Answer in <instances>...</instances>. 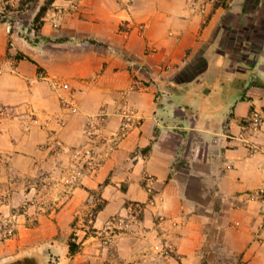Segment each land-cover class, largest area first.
Wrapping results in <instances>:
<instances>
[{
    "label": "crops",
    "instance_id": "0c3cea01",
    "mask_svg": "<svg viewBox=\"0 0 264 264\" xmlns=\"http://www.w3.org/2000/svg\"><path fill=\"white\" fill-rule=\"evenodd\" d=\"M251 1L0 0V264H264ZM91 209L97 233L119 216L134 231L70 253Z\"/></svg>",
    "mask_w": 264,
    "mask_h": 264
},
{
    "label": "rangeland",
    "instance_id": "374dc122",
    "mask_svg": "<svg viewBox=\"0 0 264 264\" xmlns=\"http://www.w3.org/2000/svg\"><path fill=\"white\" fill-rule=\"evenodd\" d=\"M246 13L249 16H252V17H249V18H254L253 16L256 15L255 19L259 18L260 20H262V22H264V0H260V3H258V4H256V0L251 1L246 6ZM262 22L260 23L257 32L254 31V34H255V36H257V39L263 41L264 40V23H262ZM241 29H242V27L240 28V30ZM235 35L236 34L234 33L233 34V38H232L233 42H231V44H232L231 47H232L233 50L236 49L235 44H234V41L236 39ZM247 47H254L255 49H258L259 52L263 53V55H264V46L260 45V43L258 45H255V46H253L250 43H247ZM262 62L263 63H262L261 67L264 68V59H263ZM221 76L222 75L220 74V77ZM246 76H247V74L245 73L243 78L246 79ZM234 82H236V81H234ZM70 177H71V179H75V178H72V176H70ZM101 203L102 202L98 200L95 205H100ZM94 208H96V207H94ZM94 215H95L94 210L91 209V210L87 211V213L83 217L81 225H79V224L76 225L75 224L76 219H75V221L73 223V229L71 230V233L69 235V242L70 241L75 242L77 244V249L79 247L78 241L80 239V236H82V235L91 234V235L99 236L103 240L107 241V239L110 238L111 235H114V234L120 235V234H123V233H127V234L131 235V233L134 231L131 228H129L128 222H127V218H123V217L119 216V217H116L117 224L115 225V227H113L111 229H107L105 231L100 230L99 233H97V230L93 229V227H92V222H93ZM134 215H135L134 216L135 218H131L130 217V220H132V219H136L137 220L138 218H140L141 213L138 211ZM0 232H1V235H2L3 238H9V237L13 236L14 230L11 229V227H9L7 225V223H4V225L1 226ZM163 250H164L163 252H164L165 256L166 255L167 256L170 255V252H169L168 249L164 248ZM15 258H13L12 260H14ZM34 261L36 262V264H41V260L38 257H36L34 259Z\"/></svg>",
    "mask_w": 264,
    "mask_h": 264
},
{
    "label": "built area",
    "instance_id": "2783aa9c",
    "mask_svg": "<svg viewBox=\"0 0 264 264\" xmlns=\"http://www.w3.org/2000/svg\"><path fill=\"white\" fill-rule=\"evenodd\" d=\"M40 76L45 77L43 72H40ZM49 81L56 87H67L68 86V84L66 82H62V81L56 80L54 78H52ZM72 109L75 110L76 108L73 106ZM262 121H263L262 111L257 110V109H252L250 111L248 119L244 120V122H243V128L245 130L257 131L260 128ZM59 122H60V124H63V122L61 120ZM250 147L253 150L257 149L256 146H254L253 144H250ZM74 156L77 160L82 161L84 164H89L93 159V149L90 146L75 148ZM79 173H80V171L77 170L76 175H78ZM76 177L77 176H72V178H76Z\"/></svg>",
    "mask_w": 264,
    "mask_h": 264
},
{
    "label": "trees",
    "instance_id": "16d2710c",
    "mask_svg": "<svg viewBox=\"0 0 264 264\" xmlns=\"http://www.w3.org/2000/svg\"><path fill=\"white\" fill-rule=\"evenodd\" d=\"M45 7L42 6L39 10V12L37 13L35 20H38V18L40 17V15H42L43 11H44ZM75 251H77V244L73 241L69 242V252L70 253H74ZM23 260H28L31 264H36V262L34 261V257L28 258V257H23V258H19L13 261V263H18L21 262Z\"/></svg>",
    "mask_w": 264,
    "mask_h": 264
},
{
    "label": "flooded vegetation",
    "instance_id": "af4514ba",
    "mask_svg": "<svg viewBox=\"0 0 264 264\" xmlns=\"http://www.w3.org/2000/svg\"><path fill=\"white\" fill-rule=\"evenodd\" d=\"M14 260H16V259H14ZM14 260L7 261V262H5L3 264H31L28 260H23V261L18 262V263H13Z\"/></svg>",
    "mask_w": 264,
    "mask_h": 264
}]
</instances>
